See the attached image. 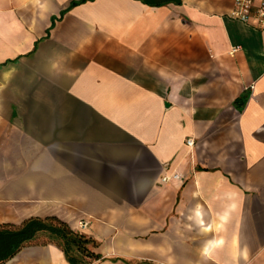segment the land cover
<instances>
[{"label":"crops","instance_id":"0c3cea01","mask_svg":"<svg viewBox=\"0 0 264 264\" xmlns=\"http://www.w3.org/2000/svg\"><path fill=\"white\" fill-rule=\"evenodd\" d=\"M72 1L0 0V224L57 217L89 264H264V27L234 0Z\"/></svg>","mask_w":264,"mask_h":264},{"label":"trees","instance_id":"16d2710c","mask_svg":"<svg viewBox=\"0 0 264 264\" xmlns=\"http://www.w3.org/2000/svg\"><path fill=\"white\" fill-rule=\"evenodd\" d=\"M85 1L88 0L72 1L70 7ZM31 243L56 245L70 264H89L90 260L103 259L92 250L97 246L95 240L71 229L64 221L54 216L30 217L20 224H0V264Z\"/></svg>","mask_w":264,"mask_h":264},{"label":"built area","instance_id":"2783aa9c","mask_svg":"<svg viewBox=\"0 0 264 264\" xmlns=\"http://www.w3.org/2000/svg\"><path fill=\"white\" fill-rule=\"evenodd\" d=\"M231 17L242 23L255 22L258 27H264V0H234V6ZM237 48H232L230 53L236 51ZM187 147L191 148L194 145L192 138H187L185 141ZM171 178L180 179L177 173H172ZM170 177L163 176L161 181L168 183ZM88 226V221H81L78 223L79 229H84Z\"/></svg>","mask_w":264,"mask_h":264}]
</instances>
